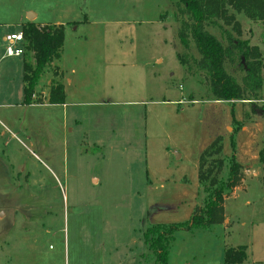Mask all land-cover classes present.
Returning a JSON list of instances; mask_svg holds the SVG:
<instances>
[{
    "label": "rangeland",
    "instance_id": "374dc122",
    "mask_svg": "<svg viewBox=\"0 0 264 264\" xmlns=\"http://www.w3.org/2000/svg\"><path fill=\"white\" fill-rule=\"evenodd\" d=\"M23 7L40 20L79 24L68 32L90 21L80 34L95 39L93 48L106 39L110 61L102 104L66 119L45 100L47 73L33 97L38 104H24L23 57L4 56L0 42V264H157L144 234L186 223L203 205V152L220 138L224 158L253 164L245 151L264 120L249 111L263 112L264 89L249 101L214 100L195 44L179 41L189 21L180 0H0V19ZM19 18L0 20V35L21 32L26 19ZM237 20L242 36L220 21L207 30L227 48L230 34L264 56V23L244 14ZM233 50L225 68L243 85L245 64ZM51 72L59 77L57 67ZM140 86L145 104H125L141 99L130 92ZM261 139L251 145L259 155ZM250 176L243 173L248 191L241 183L225 202L230 222L177 232L168 264H224L226 249L247 245L264 194Z\"/></svg>",
    "mask_w": 264,
    "mask_h": 264
},
{
    "label": "trees",
    "instance_id": "16d2710c",
    "mask_svg": "<svg viewBox=\"0 0 264 264\" xmlns=\"http://www.w3.org/2000/svg\"><path fill=\"white\" fill-rule=\"evenodd\" d=\"M180 4L184 6L189 21L183 23L178 35L179 41L185 48L189 47L191 40L195 44L201 56L198 68L209 75L214 100L234 104L251 100L249 95L257 97L264 89V56L260 48L250 45L248 41L236 40L228 34L230 45L239 51L245 64L246 75L241 85L225 68L227 62L234 61V50L225 47L207 30V26L220 21L242 36L237 14L264 23V0H180ZM76 25L79 24L73 22L61 26H40L28 22L22 28L26 49L23 56L25 105L38 104L33 99L36 87L45 70L61 57L68 27L73 29ZM47 101L50 105L66 104L62 83L52 81ZM251 112L256 114L257 109ZM260 163L264 171V151L261 152ZM243 171L244 167L235 161L234 156L228 160L224 158L220 138L203 152L199 163V185L205 195L203 205L195 209L186 223L157 225L144 234L145 243L153 251L157 264L169 263L171 244L177 232L208 230L225 222V202L243 182ZM247 258L246 246L228 248L224 253V264H243Z\"/></svg>",
    "mask_w": 264,
    "mask_h": 264
},
{
    "label": "crops",
    "instance_id": "0c3cea01",
    "mask_svg": "<svg viewBox=\"0 0 264 264\" xmlns=\"http://www.w3.org/2000/svg\"><path fill=\"white\" fill-rule=\"evenodd\" d=\"M19 17H21V19L23 17L26 19L24 22L21 21L20 24H18V26L21 27V30L28 22H34L40 26H61L68 24L58 20H55L54 22H51L49 19L40 20L41 14L39 12H36L34 9H27L24 7L22 8V10L18 9V11L14 13L10 11L7 17H2L0 20L9 19L10 21H13L14 18L20 19ZM91 24L92 23L90 21H85L82 23V26H79V28L77 27L76 30H72V32H68L67 30L61 57L58 60H55L54 63L49 68H47L44 73V75L47 73V84L45 85V89L43 90L45 100H47L49 97L52 81L59 79V82L64 86L66 104L52 106L62 108L64 117L66 119H68L70 113L74 112V110H79L90 105L102 104L100 103V97L101 94H103L106 90L107 76L104 70L107 69L108 63L110 61L107 54V41H105L106 39H102V44L104 47L101 45V48H93L96 45V43H94L95 39L91 38V36L80 34V28H88L92 26ZM1 26L2 24H0V27ZM13 33H22V31ZM3 38L4 36L0 35V42L5 48ZM114 50L116 49L114 48ZM52 66L59 69V77H53L51 72ZM22 85L24 94V81ZM41 90V86L38 85L35 92H40ZM130 92H140L141 99L136 102H124L125 104H135L138 106H143V104H145L143 100L144 98H146L144 96V87L140 86L139 90L132 89L130 90ZM97 99H99L98 102H96ZM44 105H46V103ZM262 111L263 112L260 114V111L257 112V115L258 117H262L264 120V107L262 108ZM72 116L77 123H82V116L74 113L72 114ZM259 124V130L257 131V133L250 134L251 143L245 151V154L249 155L252 159L253 164L251 165L249 163H245V166H243V173L252 174V176H250V179H258L261 188L264 189V171L263 165L260 163L261 152L264 151V124ZM243 129L245 130L244 132H250L248 128ZM260 134L263 139H261L263 146L259 155V153L257 152L258 149L252 148L251 145L253 140H257L259 138ZM245 183L246 180L243 179V185H241V187L239 188L242 191L247 192L249 189V185L243 187ZM239 188L235 190V195L237 194V190ZM246 204L247 206H250L252 203L250 201H247ZM225 216L226 220L230 222L229 215L225 214ZM253 217L257 218L256 220H254V222H252L249 242L247 243V245H245L247 247L248 258L247 261L243 264H264V194L263 196L259 197L257 207L253 209ZM145 245L146 247L148 246L146 243Z\"/></svg>",
    "mask_w": 264,
    "mask_h": 264
},
{
    "label": "built area",
    "instance_id": "2783aa9c",
    "mask_svg": "<svg viewBox=\"0 0 264 264\" xmlns=\"http://www.w3.org/2000/svg\"><path fill=\"white\" fill-rule=\"evenodd\" d=\"M5 56L8 58H22L25 55V39L22 33L7 34L3 38Z\"/></svg>",
    "mask_w": 264,
    "mask_h": 264
},
{
    "label": "water",
    "instance_id": "95a60500",
    "mask_svg": "<svg viewBox=\"0 0 264 264\" xmlns=\"http://www.w3.org/2000/svg\"><path fill=\"white\" fill-rule=\"evenodd\" d=\"M31 19V18H30Z\"/></svg>",
    "mask_w": 264,
    "mask_h": 264
}]
</instances>
